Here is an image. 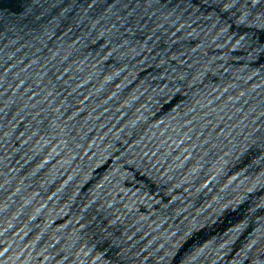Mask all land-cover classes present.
Instances as JSON below:
<instances>
[{
	"label": "water",
	"instance_id": "obj_1",
	"mask_svg": "<svg viewBox=\"0 0 264 264\" xmlns=\"http://www.w3.org/2000/svg\"><path fill=\"white\" fill-rule=\"evenodd\" d=\"M0 264H264V0H0Z\"/></svg>",
	"mask_w": 264,
	"mask_h": 264
}]
</instances>
